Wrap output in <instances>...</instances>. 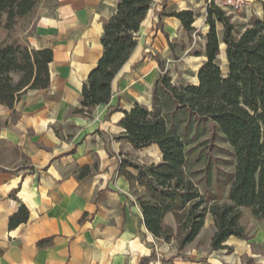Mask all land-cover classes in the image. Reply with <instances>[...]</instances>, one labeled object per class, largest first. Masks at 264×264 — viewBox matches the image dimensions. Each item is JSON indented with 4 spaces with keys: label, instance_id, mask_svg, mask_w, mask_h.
Instances as JSON below:
<instances>
[{
    "label": "crops",
    "instance_id": "crops-1",
    "mask_svg": "<svg viewBox=\"0 0 264 264\" xmlns=\"http://www.w3.org/2000/svg\"><path fill=\"white\" fill-rule=\"evenodd\" d=\"M117 4H44L33 29L19 35L32 50L51 49L53 58L49 87L22 95L13 108L14 122L12 111L0 105V146L11 149L5 153L10 165L0 161V264H264L263 229L251 232L248 240L231 236L224 249L211 250L216 229L210 214L181 252L172 242L156 239L144 227L140 207L120 174L124 160L143 165L161 160L156 145L134 150L118 139L123 132L119 123L123 111L136 104L151 110L152 87L162 74L159 63L173 84H198L197 71L205 61V0H152L136 47L111 82L108 104L97 106L90 118L72 113L102 56L103 23ZM185 10L195 14L193 32L203 38L192 80L186 79L185 58L176 62L173 57L175 44L182 57H190L188 33L178 19L166 16ZM6 36L0 33V43ZM84 168L88 173L78 179ZM14 191L16 199L9 197ZM21 205L29 211L28 221L9 230V217ZM167 219L174 225L171 215ZM44 239H51V245L39 248Z\"/></svg>",
    "mask_w": 264,
    "mask_h": 264
},
{
    "label": "trees",
    "instance_id": "trees-1",
    "mask_svg": "<svg viewBox=\"0 0 264 264\" xmlns=\"http://www.w3.org/2000/svg\"><path fill=\"white\" fill-rule=\"evenodd\" d=\"M44 4L54 8L57 0H0V28L8 33L0 43V105L12 111V122L14 105L22 95L50 85L52 50H32L24 40L11 35L23 22L31 24V31ZM151 5L152 0H118L114 15L103 23L102 56L83 84L79 107L73 114L90 118L97 106L108 104L111 82L136 47V34ZM166 16L178 19L187 33L194 31L192 11ZM204 23L208 27L205 61L197 71L198 84H173L159 63L162 74L152 87L151 110L136 104L123 111L119 123L123 132L118 139L134 150L156 145L160 151L158 163L120 162V174L140 207L144 227L165 243L178 236V252L196 239L207 214L216 229L210 240L213 251L224 249L231 236L249 239L239 225L242 209H248L255 220H264V8L261 18L250 20L238 35H234L231 18L213 4L206 6ZM217 24L222 26L221 37ZM163 34L168 41V35ZM220 44L224 46L225 74L218 65ZM193 122L216 126L233 149L234 173L222 204L215 196L207 198L201 192L189 170L184 140ZM87 173L84 168L77 178ZM9 197L16 199L15 191ZM167 215L175 221L176 234L164 222ZM28 218V209L21 205L9 217L8 229H16ZM50 245L51 239L37 243L39 248Z\"/></svg>",
    "mask_w": 264,
    "mask_h": 264
},
{
    "label": "rangeland",
    "instance_id": "rangeland-1",
    "mask_svg": "<svg viewBox=\"0 0 264 264\" xmlns=\"http://www.w3.org/2000/svg\"><path fill=\"white\" fill-rule=\"evenodd\" d=\"M263 8L264 0H248L246 9L240 12L227 14L226 11H222L231 18V22L235 25L234 35H238L243 32V30L248 26L250 20L255 17H261L260 12H262ZM197 20L199 24L200 20ZM23 23H20L16 27V29L11 32L12 36L19 37L22 32H25L26 30L28 31V28L31 24L27 25V22L24 24ZM23 27H26L24 31L22 30ZM205 28L206 30H208L207 26H205ZM217 30L218 34L221 37L222 26L220 24H217ZM4 31V29L0 28V33ZM202 40V35L195 34L194 32L188 33L187 43L189 44L190 48L188 51L190 56L189 58H187V56L182 57L180 54L181 52H179V45H174V51H177V54H175V52L173 51L174 60L176 62H179L180 60H182L181 58H185V70L187 75L186 79L188 80H192L194 78L196 67V64L194 62H198V57L201 53ZM218 65L220 66L222 72L225 74L227 64L225 62L223 44H220ZM184 142L186 143L185 150L187 154V164L189 165V170L190 172L195 174L194 182L198 185L201 192L207 198L209 196H215L219 200V204L224 203L226 201L225 196L229 187V182L232 179L234 173L235 165L233 149L228 144L226 138L220 132V130L211 123L197 124L193 122L190 124V132ZM10 150L11 149L9 147L2 145L0 146V152H3V155L0 156V161L3 164H6V161L8 160L5 157V153L9 152ZM128 161L137 163L136 160L132 159H128ZM167 218L168 215L164 219L165 224L170 226L176 234L175 221L174 225H172L173 223L170 222ZM239 225L242 228V233L246 236H248L251 232L260 229L264 230V221H256L251 216L248 209L241 210ZM178 239L179 237L175 236L174 239L171 240L176 248L178 247ZM260 251H264V246L260 247Z\"/></svg>",
    "mask_w": 264,
    "mask_h": 264
},
{
    "label": "built area",
    "instance_id": "built-area-1",
    "mask_svg": "<svg viewBox=\"0 0 264 264\" xmlns=\"http://www.w3.org/2000/svg\"><path fill=\"white\" fill-rule=\"evenodd\" d=\"M210 4H213L219 9L226 11L227 14H230L246 9L248 0H207L206 5Z\"/></svg>",
    "mask_w": 264,
    "mask_h": 264
},
{
    "label": "bare ground",
    "instance_id": "bare-ground-1",
    "mask_svg": "<svg viewBox=\"0 0 264 264\" xmlns=\"http://www.w3.org/2000/svg\"><path fill=\"white\" fill-rule=\"evenodd\" d=\"M260 16H262L261 12H260Z\"/></svg>",
    "mask_w": 264,
    "mask_h": 264
}]
</instances>
